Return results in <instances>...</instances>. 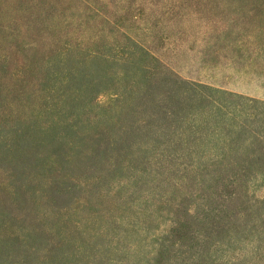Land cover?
Listing matches in <instances>:
<instances>
[{
	"label": "rangeland",
	"instance_id": "1",
	"mask_svg": "<svg viewBox=\"0 0 264 264\" xmlns=\"http://www.w3.org/2000/svg\"><path fill=\"white\" fill-rule=\"evenodd\" d=\"M0 264H264V0H0Z\"/></svg>",
	"mask_w": 264,
	"mask_h": 264
}]
</instances>
